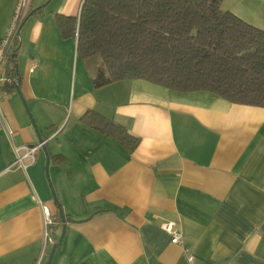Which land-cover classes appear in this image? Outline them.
<instances>
[{"label": "crops", "instance_id": "0c3cea01", "mask_svg": "<svg viewBox=\"0 0 264 264\" xmlns=\"http://www.w3.org/2000/svg\"><path fill=\"white\" fill-rule=\"evenodd\" d=\"M82 1L31 3L17 31V84L0 87L14 131L0 130V264L46 263L42 205L61 237L50 264H264V107L140 78L93 86L54 18L78 16ZM14 5L0 0V40ZM220 7L264 30V0ZM87 110L137 137L134 150L83 124ZM20 145L40 146L8 168Z\"/></svg>", "mask_w": 264, "mask_h": 264}, {"label": "trees", "instance_id": "16d2710c", "mask_svg": "<svg viewBox=\"0 0 264 264\" xmlns=\"http://www.w3.org/2000/svg\"><path fill=\"white\" fill-rule=\"evenodd\" d=\"M220 4L221 0H83L78 16L54 18L63 38L76 39L78 57L93 66L95 87L140 78L171 90H205L232 103L262 108L264 30L222 10ZM17 38L5 66L14 78L11 86L18 79ZM79 119L129 151L138 144L122 125L94 110Z\"/></svg>", "mask_w": 264, "mask_h": 264}, {"label": "built area", "instance_id": "2783aa9c", "mask_svg": "<svg viewBox=\"0 0 264 264\" xmlns=\"http://www.w3.org/2000/svg\"><path fill=\"white\" fill-rule=\"evenodd\" d=\"M32 0H15V5L12 18L10 19L11 22L5 35L0 40V87L5 85H12L14 83V78L6 73V63L9 59L8 57L12 51V45L15 38L18 37V29L26 17L29 15L30 8H31ZM1 101H0V130H6L7 135L12 137V133L14 131L6 126L5 117L3 111L1 110ZM41 145V143H40ZM37 146H28V145H20V146H13L16 157L14 161L8 166V168L15 167L16 165L23 166V158L30 157L33 159V153L36 150ZM48 208L42 205V211L44 214V236H43V246L41 247L44 251L46 247H51L56 243V238L54 237L52 226L55 224L54 219L50 215V211L47 210ZM161 227L166 230L171 236V243L181 244L183 243V235L180 230L174 225L173 222L165 221L161 224ZM185 251L188 253V260L192 262L193 256L189 254L188 249L185 248Z\"/></svg>", "mask_w": 264, "mask_h": 264}, {"label": "water", "instance_id": "95a60500", "mask_svg": "<svg viewBox=\"0 0 264 264\" xmlns=\"http://www.w3.org/2000/svg\"><path fill=\"white\" fill-rule=\"evenodd\" d=\"M23 104H24V101H23ZM25 107H26V106H25ZM39 142L41 143V146L44 145V144H43V140H42L41 138H39ZM43 148H44V147H43ZM46 159H47V158H46ZM47 164H48V159H47L46 166H45V168H46V173H47ZM53 195H54V192H53V190H52V197L54 198L56 204L58 205L59 214H60V216H61V221H60V222H62V225H64V222H63V220H64V216H63V214H62V210L60 209L61 207H60L59 203L57 202L56 198H55ZM60 241H61V237L59 238V240H58L53 246H51V250H50V253H49V255H48V260H46V261H47L46 264H50L51 259H52L53 252H54L55 248H57V246L59 245Z\"/></svg>", "mask_w": 264, "mask_h": 264}, {"label": "rangeland", "instance_id": "374dc122", "mask_svg": "<svg viewBox=\"0 0 264 264\" xmlns=\"http://www.w3.org/2000/svg\"><path fill=\"white\" fill-rule=\"evenodd\" d=\"M37 1H38V0H33V1H32V5H35ZM45 174H46V173H45ZM52 190H53L52 187H50L51 194H52ZM51 197H52V195H51ZM45 258H46V257H45ZM46 260H48V256H47ZM46 260H45V261H46ZM46 263H47V261H46ZM46 263H45V264H46Z\"/></svg>", "mask_w": 264, "mask_h": 264}]
</instances>
